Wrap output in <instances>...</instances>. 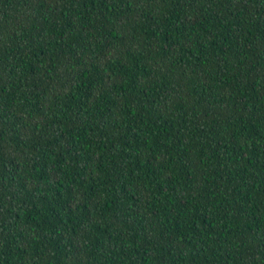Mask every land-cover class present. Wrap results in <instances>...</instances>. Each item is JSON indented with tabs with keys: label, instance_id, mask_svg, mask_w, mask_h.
<instances>
[{
	"label": "trees",
	"instance_id": "trees-1",
	"mask_svg": "<svg viewBox=\"0 0 264 264\" xmlns=\"http://www.w3.org/2000/svg\"><path fill=\"white\" fill-rule=\"evenodd\" d=\"M0 264H264V0H0Z\"/></svg>",
	"mask_w": 264,
	"mask_h": 264
}]
</instances>
